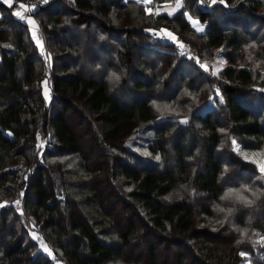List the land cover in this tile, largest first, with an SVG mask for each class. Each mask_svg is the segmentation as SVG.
Instances as JSON below:
<instances>
[{
	"label": "trees",
	"instance_id": "16d2710c",
	"mask_svg": "<svg viewBox=\"0 0 264 264\" xmlns=\"http://www.w3.org/2000/svg\"><path fill=\"white\" fill-rule=\"evenodd\" d=\"M179 2H0V264H264V0Z\"/></svg>",
	"mask_w": 264,
	"mask_h": 264
},
{
	"label": "rangeland",
	"instance_id": "374dc122",
	"mask_svg": "<svg viewBox=\"0 0 264 264\" xmlns=\"http://www.w3.org/2000/svg\"><path fill=\"white\" fill-rule=\"evenodd\" d=\"M137 1L144 5L145 10L150 11L151 9H153L156 6L155 7L156 12L162 11V9H160L161 5H157V4H155L154 6L152 5L153 4L152 0H137ZM179 1L180 0H177L175 2H179ZM152 6H153V8H151ZM169 6H171V5H169ZM166 12H170V11H166ZM189 19H191L192 25L196 28V30L198 32H203L204 24L198 18H196V17L194 18V16L190 15ZM161 30H162V33L157 28H147V31H149V33L151 35L157 36V37L161 38L162 40H164L165 42L172 43V44L178 43V40H177L175 34H172L170 31H168L166 28H164L162 26H161ZM166 35H168V36L165 37ZM217 59L222 60L221 57H217ZM203 65H205V64H203ZM219 68H220V65H217L214 68V70L218 71ZM41 87H42L41 89H42L43 94L47 95L49 92V88H48V84L46 83V81H42ZM213 105H214V100L212 99V100H210V102L205 107L208 108V107H211ZM135 131H136V133L134 134L133 138L130 139V143L134 142L136 144L132 145L131 148L134 150L137 149L140 152V154H142L143 156H146L147 155L146 147H144L143 145L145 144V140H149L150 136L152 135V130L150 127V121H145V122L141 123L140 125L137 126ZM234 147H235V150H237L238 153L243 155L245 158L255 161L258 164V166L260 167L261 171L264 173V148L257 152L254 149H242L243 150L242 151L237 145H234ZM254 151H256V152L254 153ZM144 158H146V157H144ZM40 248L44 252H46L48 250V248L45 245L42 246V244H41Z\"/></svg>",
	"mask_w": 264,
	"mask_h": 264
},
{
	"label": "built area",
	"instance_id": "2783aa9c",
	"mask_svg": "<svg viewBox=\"0 0 264 264\" xmlns=\"http://www.w3.org/2000/svg\"><path fill=\"white\" fill-rule=\"evenodd\" d=\"M50 1H52V0H0V2L14 5L15 14L19 13V15H18L19 17H29L33 8L44 6ZM199 1H200L202 6H207L206 0H199ZM35 35H36V38L42 40V35H41V32L39 31V29L35 30ZM167 36L168 35H166L165 37H167ZM37 239H39V238H37ZM46 245L50 250V246L48 244H46ZM50 260L53 263L58 264L61 261V257H60L58 252L51 250Z\"/></svg>",
	"mask_w": 264,
	"mask_h": 264
},
{
	"label": "crops",
	"instance_id": "0c3cea01",
	"mask_svg": "<svg viewBox=\"0 0 264 264\" xmlns=\"http://www.w3.org/2000/svg\"><path fill=\"white\" fill-rule=\"evenodd\" d=\"M177 1V0H176ZM180 3V2H179ZM179 3L178 2H175L174 1V3L173 2H167L166 4H162L161 6H160V9H162V11H172L173 9H175V8H177L178 6H179ZM169 5H171V6H169ZM0 17H1V12H0ZM195 20V19H194ZM169 31V30H168ZM171 32V31H170ZM172 34H175V33H173V32H171ZM35 39H38V38H36L35 37ZM37 42H38V40H36ZM49 88V87H48ZM49 93V92H48ZM48 95V94H47ZM46 95V96H47Z\"/></svg>",
	"mask_w": 264,
	"mask_h": 264
},
{
	"label": "snow or ice",
	"instance_id": "6c2138e0",
	"mask_svg": "<svg viewBox=\"0 0 264 264\" xmlns=\"http://www.w3.org/2000/svg\"><path fill=\"white\" fill-rule=\"evenodd\" d=\"M17 15H19V13H16Z\"/></svg>",
	"mask_w": 264,
	"mask_h": 264
}]
</instances>
